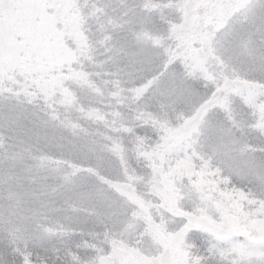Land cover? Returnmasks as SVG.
Wrapping results in <instances>:
<instances>
[{
	"label": "snow or ice",
	"instance_id": "obj_1",
	"mask_svg": "<svg viewBox=\"0 0 264 264\" xmlns=\"http://www.w3.org/2000/svg\"><path fill=\"white\" fill-rule=\"evenodd\" d=\"M0 264H264V0H0Z\"/></svg>",
	"mask_w": 264,
	"mask_h": 264
}]
</instances>
